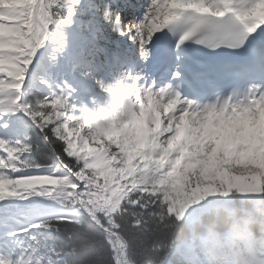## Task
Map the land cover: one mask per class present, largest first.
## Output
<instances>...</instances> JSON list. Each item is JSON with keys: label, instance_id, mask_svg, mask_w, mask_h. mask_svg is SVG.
<instances>
[{"label": "snow or ice", "instance_id": "1", "mask_svg": "<svg viewBox=\"0 0 264 264\" xmlns=\"http://www.w3.org/2000/svg\"><path fill=\"white\" fill-rule=\"evenodd\" d=\"M136 8L0 0V264H264V80L184 64L264 49V0Z\"/></svg>", "mask_w": 264, "mask_h": 264}, {"label": "rangeland", "instance_id": "2", "mask_svg": "<svg viewBox=\"0 0 264 264\" xmlns=\"http://www.w3.org/2000/svg\"><path fill=\"white\" fill-rule=\"evenodd\" d=\"M40 70H41V71L43 70V67H42V65H40Z\"/></svg>", "mask_w": 264, "mask_h": 264}, {"label": "trees", "instance_id": "3", "mask_svg": "<svg viewBox=\"0 0 264 264\" xmlns=\"http://www.w3.org/2000/svg\"><path fill=\"white\" fill-rule=\"evenodd\" d=\"M41 150H44V149H40V150H38V151H41Z\"/></svg>", "mask_w": 264, "mask_h": 264}]
</instances>
